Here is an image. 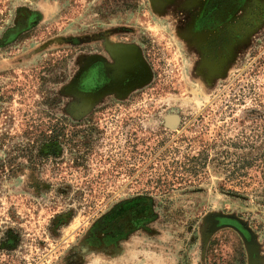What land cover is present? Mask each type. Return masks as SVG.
Returning a JSON list of instances; mask_svg holds the SVG:
<instances>
[{"label": "rangeland", "instance_id": "obj_1", "mask_svg": "<svg viewBox=\"0 0 264 264\" xmlns=\"http://www.w3.org/2000/svg\"><path fill=\"white\" fill-rule=\"evenodd\" d=\"M227 1L0 0V264H264V0Z\"/></svg>", "mask_w": 264, "mask_h": 264}, {"label": "flooded vegetation", "instance_id": "obj_2", "mask_svg": "<svg viewBox=\"0 0 264 264\" xmlns=\"http://www.w3.org/2000/svg\"><path fill=\"white\" fill-rule=\"evenodd\" d=\"M227 0H216L214 11L219 14L224 12L233 11L226 5ZM125 59V60H124ZM121 63L120 72L116 75H112L109 69L103 62L95 61L90 67L95 68L93 73L90 72V67L79 76L77 83L84 82V86L80 89L81 91L94 92L102 84L106 83L110 86L116 87L120 90L125 91L131 86L140 83L146 76V69L140 62L136 61L133 56L125 55ZM103 69V70H102ZM89 74V76H88Z\"/></svg>", "mask_w": 264, "mask_h": 264}, {"label": "water", "instance_id": "obj_3", "mask_svg": "<svg viewBox=\"0 0 264 264\" xmlns=\"http://www.w3.org/2000/svg\"><path fill=\"white\" fill-rule=\"evenodd\" d=\"M219 220V219H218ZM232 226L238 228V230H242L238 224H233L231 223ZM243 232V231H242ZM248 244H249V247H250V252H251V262L253 264H256L257 262V250H256V246H255V243H254V238L251 236L250 240H248Z\"/></svg>", "mask_w": 264, "mask_h": 264}, {"label": "bare ground", "instance_id": "obj_4", "mask_svg": "<svg viewBox=\"0 0 264 264\" xmlns=\"http://www.w3.org/2000/svg\"><path fill=\"white\" fill-rule=\"evenodd\" d=\"M169 121L173 124L174 122H176L175 118H169Z\"/></svg>", "mask_w": 264, "mask_h": 264}]
</instances>
